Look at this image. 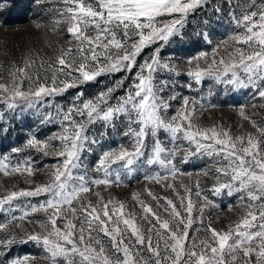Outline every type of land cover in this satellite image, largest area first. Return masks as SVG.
<instances>
[{
  "label": "snow or ice",
  "instance_id": "1",
  "mask_svg": "<svg viewBox=\"0 0 264 264\" xmlns=\"http://www.w3.org/2000/svg\"><path fill=\"white\" fill-rule=\"evenodd\" d=\"M60 3L63 7L55 10L49 31L67 35L68 46L56 45L54 58L30 50L21 64L12 61L8 79L0 82V131H7L8 122L30 117L38 128L56 129L44 139L33 132L22 145L0 154V175L24 177L28 185H13L0 195V212L6 214L0 233H8L0 238V256L17 243L32 242L47 264H264V122L247 114L248 105H239L238 116L255 133L234 136L222 124L200 125L199 115L217 105L206 104L204 95L182 94L185 88L203 93L210 81L207 96L215 87L264 101V0H228L233 32L210 51L182 61L171 53L165 56V49L184 40L189 16L207 0ZM196 38L194 43L213 45L207 30ZM118 73V80L92 97L77 92L67 106L57 100L70 89ZM173 102H178L175 111ZM97 125L103 129L100 139ZM108 129L127 138L129 146L102 149L90 168L88 155L108 136ZM33 153L54 163L38 167ZM194 157L210 162L200 174L213 180L207 189L212 196L237 198L241 214L224 229L214 228L211 217H205V210L217 205L199 180L181 182L183 195L175 186L178 177L192 175L178 165ZM145 166L163 171L145 174L144 180L171 189L179 201L178 207L172 199L145 189L168 219L137 192L131 199L141 209L140 216L129 212L126 202L106 200L99 191L95 202L88 198L93 188L118 187ZM41 172L47 179L37 183L34 177ZM193 194L200 203L193 201ZM140 220L148 223L146 229ZM201 231L203 237L197 235ZM34 261L25 255L0 264Z\"/></svg>",
  "mask_w": 264,
  "mask_h": 264
},
{
  "label": "rangeland",
  "instance_id": "2",
  "mask_svg": "<svg viewBox=\"0 0 264 264\" xmlns=\"http://www.w3.org/2000/svg\"><path fill=\"white\" fill-rule=\"evenodd\" d=\"M236 2L237 0H233V4ZM239 2L243 3L244 0H239ZM62 7L63 5L60 3V0H14V2L0 0V65H3V67H0V82H4L8 79V68L11 66L12 61L15 60L17 64H21L23 57L30 50H35L42 57L54 58L58 54L56 45L68 46L67 35H55L49 31L53 26L52 18L55 15V10ZM217 7L221 9L219 12L215 10ZM231 11L232 8L228 0H207L205 5L189 16L188 24L184 29V40L173 41L165 49L164 55L167 56L171 53L177 61H182L186 57L194 55L199 51H210L212 46L233 32L234 25L229 15ZM36 23H41V28L37 29L35 27ZM64 27L63 25L61 26V31H63ZM205 30L210 33L213 45H207L202 42L194 43L197 39L196 33ZM89 35H92V33L90 32ZM49 44H51L52 47H49ZM147 54L146 52L145 55ZM121 75L122 74L118 73L113 76H102L98 78L97 82L82 85L77 89H70L63 97L57 98V100L62 105L67 106L73 101L77 92H83L84 98L92 97L106 86L112 85ZM180 79L183 82L186 80V77H181ZM210 84V81L204 84L203 93L190 92L186 88L182 90L183 95L196 97L204 95L206 97L204 101L206 104L211 103L217 105L215 108L208 107L203 111L199 115L197 123L203 126L222 124L225 128H231L232 135L234 136L246 132L255 133V129L252 128L247 121H242L238 116V107L239 105H248L246 108L247 114L258 122H264V107L259 106L264 103V101H260L258 98L253 100L251 95H246L243 92L225 93L215 87L213 88L214 94L207 96ZM177 103L178 102H173L174 107L172 111H175ZM252 104H256L257 106L252 107ZM6 127L7 131H0V154L8 152L12 147L22 145L27 136L31 135L33 132L38 135V138L44 139L53 131H56L55 128L50 127L38 128V122L35 118L31 117L8 122ZM99 131H103V129L97 125L95 132L97 133L98 139H100L98 136ZM119 131H123V125L120 126ZM121 143H123L125 147L129 146L127 138L121 136L118 132L114 133L111 129H108V136L101 140V145L97 146L92 154L88 155L86 163L90 168L93 167L102 149L117 148ZM25 155H27V153H25ZM32 155L38 161V167L43 168L45 164L54 163V160L50 157L41 158L36 153ZM209 165L210 162L207 158L198 159L195 157L187 164L178 165L183 172L192 173V175L178 177L175 181V186L180 191L181 195H183V189L180 187L181 182L191 185L196 180H199L201 187L204 189V194L217 205L216 207L206 209L204 213L205 217H211L213 222L212 226L214 228L224 229L231 221H235L238 218L241 214V208L236 206V196L228 197L224 195L214 197L207 191L212 185L213 180L200 173L202 170L208 169ZM133 167L134 169L138 168V166ZM157 171L163 170L158 167L149 169L147 166L143 169L134 170L130 177H125L123 179V183L120 186H114L107 190H105L103 186L93 188L92 193L87 194L88 198L95 202L97 198L94 193L99 191L106 200L115 198L116 200L126 202V209L140 216L142 214L141 209L137 203L131 199L132 193L137 192L141 194V198L151 205L153 210L162 218L168 219L169 217L164 212L163 207H158L157 202L153 201L145 192L146 188L151 189L157 196L172 199L179 207V201L171 189H164L154 182L144 180L143 177L145 174L155 173ZM34 179L37 183H40L46 181L47 177L41 172L38 173ZM13 185H17V188L28 187V185L24 183V177H4L0 175V195L4 194L6 190H13ZM194 191L195 189L193 192ZM192 199L194 202H201L194 194L192 195ZM33 202H35V199ZM160 204L163 205L164 201L161 200ZM229 205L234 206L233 210H229ZM5 215V213L0 212V221L4 219ZM207 222L208 221L205 220V223ZM139 223L145 229L148 227L146 221L140 220ZM32 227V225H29V230H31ZM9 230L17 231L14 226H10ZM7 234L6 232L0 233V238H3ZM190 235L192 234L190 233ZM197 235L203 237L205 233L201 231ZM0 251H2V249H0ZM25 255L34 257V264H47L45 260L40 258L42 250L32 242L13 245L10 251L6 252L4 256H0V262L15 257H23ZM144 255L148 256L149 254L145 251ZM236 264H241V261L237 260Z\"/></svg>",
  "mask_w": 264,
  "mask_h": 264
},
{
  "label": "trees",
  "instance_id": "3",
  "mask_svg": "<svg viewBox=\"0 0 264 264\" xmlns=\"http://www.w3.org/2000/svg\"><path fill=\"white\" fill-rule=\"evenodd\" d=\"M9 1L14 2V0H9Z\"/></svg>",
  "mask_w": 264,
  "mask_h": 264
}]
</instances>
